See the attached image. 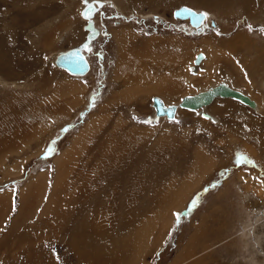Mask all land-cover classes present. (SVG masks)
<instances>
[{"label": "rangeland", "instance_id": "374dc122", "mask_svg": "<svg viewBox=\"0 0 264 264\" xmlns=\"http://www.w3.org/2000/svg\"><path fill=\"white\" fill-rule=\"evenodd\" d=\"M91 1L97 9L87 19L83 0H0V61L8 71L0 70V264H22L24 249L43 242L56 264H82L65 245L83 220L104 232L97 264H264V195L245 185L264 187V97L252 96L264 95V0ZM181 4L207 18L196 28L173 17ZM122 26L136 37L120 55L113 29ZM90 28L97 32L88 36ZM239 34L245 42L217 47L207 84L208 44L224 46ZM76 45L89 61L83 74L54 63ZM198 51L204 57L195 65ZM117 60L130 77L116 79ZM141 67L164 73L166 87L149 90L155 78L131 74ZM183 72L198 84L188 86ZM218 82L235 83L258 110L219 95L206 107L217 116L209 120L178 105ZM153 95L175 105L173 117L154 115ZM92 118L98 128L58 170L54 159ZM186 181L198 183L178 207L174 191Z\"/></svg>", "mask_w": 264, "mask_h": 264}, {"label": "bare ground", "instance_id": "6f19581e", "mask_svg": "<svg viewBox=\"0 0 264 264\" xmlns=\"http://www.w3.org/2000/svg\"><path fill=\"white\" fill-rule=\"evenodd\" d=\"M127 1H129V2H132V1H134L135 2V0H127ZM151 2V0H142V2H144V3H148V2ZM97 2V1H96ZM102 2V1H101ZM94 4H96L95 2H93ZM244 3V2H243ZM242 3V4H243ZM96 9H97V6H96ZM96 9L94 10V12H93V14L91 15V16H87V17H84V16H82V17H84V18H92L93 16H94V14H95V11H96ZM130 29V28H129ZM131 30V29H130ZM97 32V30H96V28L94 29V28H90V30H89V33H88V36H91V35H93V34H95ZM247 35V34H246ZM246 35L244 34V35H241V34H239V35H235L236 37H241V38H239V39H236V38H234V40H228L227 41V45L224 43V46H221L220 44L222 43V40H219V42H221V43H218V40L216 41V43L213 45L212 43H209L208 44V49L207 50H210V52L212 53L211 54V57H210V59H208V61H210L209 62V66L207 67L208 69L206 70V73H203L202 75H203V77L205 78V80H207V84H209L210 82H212L213 80H212V76L213 75H211V73H212V70L214 71V67H213V65L211 64V62H213V60H214V57H215V55H217V51H220L217 47H221L220 49H222V47H226V46H238L239 45V43H242V42H245L246 41ZM136 36H134V33L133 34H131L130 33V31H128V27H117L116 29L114 28L113 29V38H114V40H115V42L117 43L116 45H117V49L119 50V52H120V55H121V50H122V48L124 47V45L125 44H127V43H130V42H132V40H133V38H135ZM158 37V36H157ZM156 37V39L157 40H159V42L161 41V42H164V38L165 37H160V38H157ZM172 37H174V36H172ZM166 38H168V40H171V39H169V37H166ZM166 38H165V40H166ZM177 38V37H176ZM168 40H166V41H168ZM174 40V39H173ZM153 41H155V40H153ZM165 41V42H166ZM160 42V43H161ZM169 42V41H168ZM170 42H172V41H170ZM206 42V41H205ZM209 42V41H208ZM207 42V43H208ZM214 42V41H213ZM250 43V42H249ZM206 44V43H205ZM250 45V44H249ZM129 46H131V45H129ZM148 46V45H147ZM204 46V45H203ZM214 47H216V48H214ZM245 47H248V46H246L245 45ZM218 49V50H217ZM228 49V48H227ZM225 50V49H224ZM230 50H232V49H230ZM239 51V50H238ZM127 52V51H126ZM125 52V53H126ZM221 52V51H220ZM220 52L218 53L219 55H220ZM122 53L124 54V52L122 51ZM130 53V52H129ZM207 53V52H206ZM235 53H237V52H235ZM209 54V53H208ZM244 54V53H243ZM242 54V55H243ZM165 55V54H164ZM119 56V55H118ZM125 56V55H124ZM147 56V55H146ZM204 57V55L201 57V59ZM156 58V57H155ZM155 58L153 57V58H151V57H148L147 59L148 60H146L147 61V64H149V63H156V61H155ZM86 59H87V61H88V58L86 57ZM119 59H120V57H119ZM201 59L197 62L198 64H199V62L201 61ZM243 60V59H242ZM246 60V59H245ZM117 62H118V60H117ZM120 62V61H119ZM117 63L116 64V69H115V73H114V76L116 77V79H120V77H121V75L123 76V74L125 75V78L126 77H128V75H129V73H127V72H130V71H127V72H125V71H123L124 69L122 68V66H121V64L123 63L122 61V63L120 64V63ZM88 63H89V61H88ZM146 63V62H145ZM197 63H194L195 65L197 64ZM204 63H207L208 64V62L206 61V62H204ZM133 65V64H132ZM153 66V65H152ZM204 66H206V65H204ZM178 67V66H177ZM181 67V66H180ZM150 68V67H149ZM148 68V69H149ZM192 68V67H191ZM123 69V70H122ZM129 69H131L130 67H129ZM128 69V70H129ZM141 69H144V68H140V69H136L137 71L136 72H132L131 74L132 75H136L137 74V72H139V74L141 75L142 74V76H140V77H146V78H150V77H153V78H155V80H154V82L153 83H148V84H150V86H149V90H151V91H154V90H156V88H158L157 86H159V88L161 87V85L160 84H162L163 85V87L165 86L164 85V82H162V81H159L160 79H163L164 78V76H165V74L163 75L162 73V75L160 74V76L158 77L157 75H156V77H155V75L154 74H156V73H154L153 72V70L151 69V70H146V71H143V72H141L140 70ZM164 69V68H163ZM216 69V68H215ZM0 70L2 71V72H4L5 74H7L8 73V71H7V69L4 67V65H2V63H1V61H0ZM89 70V69H88ZM178 71H179V69H177ZM181 70V69H180ZM264 70V69H263ZM132 71H134L133 69H132ZM159 71V70H158ZM177 71V72H178ZM155 72H157V70L155 71ZM163 72V71H162ZM181 72H182V70H181ZM185 73V77H186V79H187V81H188V86H190V85H192V84H195V85H197L198 83H195V81L196 80H194V79H191V78H194L193 76H190V75H188V73L187 72H183V74ZM175 74V73H174ZM178 74H180V73H178ZM158 75H159V73H158ZM175 76H177V75H175ZM183 76V75H182ZM198 76V75H197ZM264 76V75H263ZM129 77H130V75H129ZM174 77V76H173ZM196 77V76H195ZM200 77V76H199ZM167 78V77H166ZM171 78H172V75H171ZM151 79V78H150ZM167 79H169V78H167ZM175 79V78H174ZM185 79V78H184ZM141 80V79H140ZM165 81H166V79H164ZM163 80V81H164ZM171 80V79H170ZM170 80H168V82L170 81ZM231 80H232V78H231ZM172 81H175L176 82V80H172ZM152 82V81H151ZM175 82H173V83H175ZM172 83V84H173ZM183 83H184V81H183ZM187 83V82H186ZM226 85H228V86H230V87H232L230 84H235V83H230V84H228V83H226V82H224ZM259 87L261 86L262 88H264V77L261 79V81H259ZM139 84V83H138ZM169 84V83H168ZM215 84V83H214ZM74 85L75 84H73V86L72 85H70L71 86V88H73V90L72 91H75V90H77V89H80L78 86V88H75L74 87ZM139 85H141V84H139ZM171 86V85H170ZM210 86H213V83H211V85H209V86H205L206 88H208V87H210ZM136 87V86H135ZM166 87V86H165ZM167 87H169V86H167ZM204 87V86H203ZM203 87H201V88H203ZM131 88H132V86H131ZM206 88H204V89H206ZM232 88H234V87H232ZM83 89V87L81 88V90ZM162 89V88H161ZM160 89V90H161ZM204 89H201V90H204ZM236 89V88H235ZM129 89H126V91H128ZM149 90H145V91H149ZM167 91L169 90V89H166ZM166 90H163L162 91V94H164V96L167 98V100H171L173 97H172V90H170V91H168V92H166ZM239 90V89H238ZM132 91H133V89H132ZM131 91V92H132ZM150 91V92H151ZM198 91H200V90H198ZM197 91V92H198ZM241 91V90H240ZM155 92H157V91H155ZM262 92V91H261ZM123 93V92H122ZM125 93V92H124ZM142 93H144V92H142ZM190 94V93H189ZM257 94V93H256ZM120 95H122V94H120ZM116 96V95H115ZM135 96V95H134ZM219 97V95H216V96H214L211 100H210V102H208V103H206V104H202V105H200V106H198V107H195V108H188V109H190V110H192L195 114H197V116H200V117H203V118H205V119H209V120H217L216 119V117L214 116V115H212L207 109H206V107L209 105V104H211V102L216 98V97ZM248 96V95H247ZM252 96L254 97V98H256V99H260V98H263L264 97V95L262 94L261 96L260 95H254V93L252 92ZM123 97V96H122ZM175 97V96H174ZM225 98H227V96H224ZM249 97V96H248ZM250 98V97H249ZM252 101H253V103L252 104H246V105H248V106H250L251 108H255V109H257L258 110V106L259 105H257L256 104V102L252 99V98H250ZM165 104V103H164ZM260 104L264 107V101L263 100H260ZM178 105L179 106H181L179 103H178ZM226 106V105H225ZM261 107V106H260ZM179 108V107H178ZM187 108V107H186ZM175 113V112H174ZM96 121V120H95ZM97 124L94 122V119L92 118V121H89V123L87 122V124L77 133V134H75L74 136H73V138H72V143H71V145H69L68 147H66L65 148V150H63V152L60 154V155H58L55 159H54V162L56 163V168L58 169V170H62V169H65L66 167H68V164L70 163V161L72 160V158H70V155L72 154V153H74V154H76V152H78V149L79 148H81V146H83V145H85L86 144V140H87V138H88V136H90L91 134H92V132H94V130H96L97 128H98V126H96ZM260 134L263 136V133H262V131L260 132ZM259 135V134H258ZM1 137H4V135L3 136H1ZM89 139V138H88ZM4 140V141H3ZM2 141H0V145H3V144H5L6 143V139L4 138ZM262 149L261 150H263L262 151V153L264 154V144H263V147H261ZM264 156V155H263ZM262 156V157H263ZM264 160V159H263ZM69 161V162H68ZM59 172V171H58ZM57 172V173H58ZM43 176V175H42ZM40 177V176H39ZM250 179V178H249ZM196 180V179H195ZM37 181V180H36ZM43 181V180H42ZM38 183V182H37ZM198 182H193V183H190L189 181H186L185 183H183V185H181V187L179 188V189H177V190H175L174 191V196H173V202H175L176 203V201L178 200V198L180 199V201L179 202H177V206L178 207H180V206H182L183 205V203L185 202V200L187 199V197L189 196V193L191 192V188L194 186V185H196ZM246 184L245 185H247V187H250V188H253L254 190H255V192L259 195V196H263L264 195V193H263V190H264V187L261 185V184H257V182H254V181H252V180H248L247 182H245ZM244 186V185H243ZM252 186V187H251ZM36 187V186H35ZM196 186H194V188H195ZM245 187V186H244ZM255 187V188H254ZM248 189V188H247ZM245 192H246V187H245ZM244 192V193H245ZM255 192H254V194H255ZM90 194V193H89ZM256 195V194H255ZM89 196V195H88ZM179 196V197H178ZM87 197V196H86ZM178 197V198H177ZM176 198H177V200H176ZM72 199V198H71ZM174 200H176V201H174ZM70 202V201H69ZM174 203V204H175ZM77 214V213H76ZM66 215V214H65ZM73 215V214H72ZM72 217V216H71ZM93 218V217H92ZM72 220V219H71ZM70 220V221H71ZM77 220V219H76ZM75 220V221H76ZM74 221V220H73ZM163 221H164V218H163ZM69 223V222H68ZM79 225H76L73 229H71L70 231H69V237H70V243L68 244V245H65V251H67V252H69V253H72L73 255H75L78 259L77 260H79L80 262H82V264H97L98 262L97 261H99L101 258L102 259H105V255L103 254V252L100 250V248H101V245H100V243L98 242V241H96V240H102L103 241V237H105V236H101V234H103L104 232H98V230H96V228H94L95 227V225H94V227L92 226V227H88V225H86V223L84 222V220L83 221H79ZM72 224V223H71ZM74 224V223H73ZM92 225V224H91ZM90 225V226H91ZM99 225V224H98ZM149 225V224H148ZM96 227H97V225H96ZM167 227V226H166ZM97 228H99V226L97 227ZM81 229V230H80ZM102 229V228H101ZM113 229V228H112ZM141 230V229H140ZM64 232L66 231V230H63ZM143 233L144 232H146L145 230H143L142 231ZM68 233V232H67ZM80 233V234H79ZM66 234V233H65ZM56 235H58V234H56ZM194 236H196V235H194ZM3 237V236H2ZM56 237V236H55ZM58 237V236H57ZM107 237V236H106ZM142 237V236H141ZM140 237V238H141ZM102 241H101V243H102ZM142 241V240H141ZM191 242V241H190ZM34 243V242H33ZM99 243V244H98ZM34 244H36V243H34ZM38 245H39V243H37ZM45 242H43V244L42 245H40V247L39 246H35V245H33V247L31 246V247H28V248H26V249H24V251L26 252L25 253V255H26V259H25V261L22 263V264H56V260H57V258H55L52 254H51V252L49 251L48 253H44L42 250H44V249H48V248H50V247H45ZM30 245H32V244H29V245H24V247L25 246H30ZM145 245V243H143V242H141V244L139 245V246H144ZM13 247V246H12ZM112 249V248H111ZM123 249V248H122ZM113 250V249H112ZM116 250H117V248H116ZM23 250H21V253H23L24 252ZM53 252V251H52ZM117 252V251H116ZM21 253H18V251L15 253V257L17 256L16 254H18V255H20ZM98 254H99V256H98ZM107 254H108V252H107ZM35 255H40V257L41 258H43V260H41V261H39V262H36L35 260H34V256ZM18 257V256H17ZM75 257V258H76ZM112 257H114V255L112 256V254L111 253H109V256H108V258H111V259H113ZM12 258H13V256H12ZM93 259V260H92ZM76 261V260H75ZM97 262V263H96ZM100 262V261H99ZM102 262V261H101ZM104 263H106V262H104ZM13 264V263H12ZM201 264V263H200Z\"/></svg>", "mask_w": 264, "mask_h": 264}, {"label": "water", "instance_id": "95a60500", "mask_svg": "<svg viewBox=\"0 0 264 264\" xmlns=\"http://www.w3.org/2000/svg\"><path fill=\"white\" fill-rule=\"evenodd\" d=\"M100 2L101 0H97V4H100ZM89 6L90 15L86 13V9H88ZM95 9L96 4H94L93 1L89 0L88 4H85L83 2L79 12L80 15L87 17L91 16ZM201 13L205 12L203 10L194 9L191 6L185 4L176 6L172 10L173 17L187 19L188 23L196 28L205 19L200 15ZM202 56V52H196L194 54L193 63H197ZM54 63L72 74H83L89 68V63L86 59V55L78 45L63 49L58 52L54 58ZM216 95L232 96L246 104L253 103V101L242 91L232 88L226 85L224 82H218L213 86H210L204 90H200L194 94H185L181 96L179 104L187 108H195L202 104L210 102V100ZM151 104L153 106L154 115H165L168 118L173 117L175 112L174 104H164L161 98L156 95H153L151 97Z\"/></svg>", "mask_w": 264, "mask_h": 264}, {"label": "snow or ice", "instance_id": "6c2138e0", "mask_svg": "<svg viewBox=\"0 0 264 264\" xmlns=\"http://www.w3.org/2000/svg\"><path fill=\"white\" fill-rule=\"evenodd\" d=\"M83 2H84L85 4H88V0H83ZM189 11H190V10H189ZM86 13H87L88 15H90V6H89L88 9H86ZM200 15L203 16L205 19L207 18V14H206V13H201ZM249 29L251 30V26H249ZM262 31H264V30H262Z\"/></svg>", "mask_w": 264, "mask_h": 264}, {"label": "crops", "instance_id": "0c3cea01", "mask_svg": "<svg viewBox=\"0 0 264 264\" xmlns=\"http://www.w3.org/2000/svg\"><path fill=\"white\" fill-rule=\"evenodd\" d=\"M212 114V113H211ZM214 115V114H213ZM215 116V115H214ZM217 117V116H216Z\"/></svg>", "mask_w": 264, "mask_h": 264}]
</instances>
